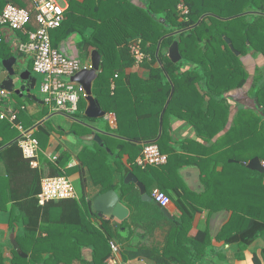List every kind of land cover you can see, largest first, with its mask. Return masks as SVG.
Instances as JSON below:
<instances>
[{
	"label": "crops",
	"instance_id": "obj_1",
	"mask_svg": "<svg viewBox=\"0 0 264 264\" xmlns=\"http://www.w3.org/2000/svg\"><path fill=\"white\" fill-rule=\"evenodd\" d=\"M9 1L21 7L29 9L32 7L30 0H0V13ZM63 1V4L59 3L67 9L70 0ZM27 26L18 30L0 26L4 38L0 47V86L9 77L2 60L10 57H16L17 63L21 64V70H29L30 76L35 79L33 84L30 78L22 80L13 92L2 86L8 91V96L0 98V114L8 113L12 109L17 114L16 122L26 129L33 130L40 143L39 165L32 166L23 155L17 141L20 132L15 123L8 118H0L12 126L10 131H0V264H13L17 250L13 246L12 238L18 242L20 248L21 246L28 248L34 245L36 238L47 236V231L40 227L35 232H28L23 214L27 209L31 211L36 208L35 200L40 192H38L37 172L42 173L43 169L49 172L51 169L49 164L55 165L62 175L70 178L77 193V197L71 199H76L80 203L86 211V219L108 238L109 245L111 240L119 245L120 250L113 254L117 264L156 262L151 257V253H156L157 250L162 253L166 247L170 230V224L163 217L164 207H159L153 199L152 201L143 200L137 183L133 179L126 181L130 172L145 185L150 195L155 188L163 190L164 187L167 192L176 189L179 195L178 202H184L192 213L190 225L184 226L177 236L181 240L183 251L178 248L179 251L175 252L176 246L173 245L169 253L170 256L175 255L182 258L180 263L190 264L191 261L192 264H255L253 255L257 254L261 263L264 264V258L261 255L264 248V237L257 238L244 251L240 250L238 243H227L225 239H219V233L226 228L232 215V209L229 206L237 204L243 198L241 188L243 177L247 174L248 163L254 158L243 163L233 158L238 155V151H235L238 138H232L236 135L231 134L233 131L231 128L235 125L237 116L239 118L246 113L256 114L261 108L256 105L257 100L252 93V86L259 73L263 75L264 82V56L261 54L243 56L249 78L244 86L226 93L223 97V102L229 108V117L227 124L219 133L214 134L213 124L206 136L204 133H199L200 130H197L189 120L180 117L178 112V115L168 119L166 139H160L163 122L162 131L159 125L156 137L160 139L156 143L158 142L161 151L168 154L167 163L142 167L134 161L141 154L145 142L156 138L151 140L133 138L140 135L139 131L141 132L137 124H129L133 121H124L121 131L117 114L101 105L102 101L97 99L94 90L95 82L103 71L102 61L100 73L92 80V95L105 114L90 116L87 110L91 103L87 97L81 98L78 111L74 114L56 110L54 106L45 102V96L41 92L45 76L34 70L32 56L20 49V44L29 39L30 29ZM90 31L91 29L87 30L88 33ZM56 48L69 57L89 64L93 63L94 51H99L94 46L86 45L84 38L77 33L62 39ZM182 68L187 67L182 66ZM148 71L142 63L139 64L135 60L132 66L122 71H115V77H119L118 74L122 72L124 77L133 73L146 77ZM63 79L75 85L80 84L78 80H73L71 77ZM110 79L113 89L116 79L113 77ZM23 84L26 85V90L16 93L15 89ZM126 86L130 89L128 82ZM126 101L127 99L122 102ZM152 106L151 116H147L146 110H143L142 114L140 112V115L136 117L132 115L130 119H141L146 115L147 125L145 127L153 133L155 105ZM159 120L161 124V115ZM263 120L264 118L259 123L260 130ZM48 122H50L49 125ZM38 135L43 138L40 139ZM15 141L17 145L14 150L7 151L6 148ZM42 143L45 144L44 147L41 146ZM131 143L142 147L134 160L132 157L136 151ZM122 150L124 152L120 157L119 153ZM50 153L57 154L58 159L51 160L48 156ZM227 160L229 163H240L227 165ZM224 172L234 173L233 178L231 176L227 180L228 183H222L219 180ZM255 178L258 177L255 176ZM111 189L120 195L122 208L116 214L106 215L95 208L94 202L100 194ZM214 206L217 207L216 210H212ZM158 210L162 213L157 212ZM48 211L47 222L54 216L58 217L62 208L54 202L50 204ZM167 212L169 214H166L171 218L181 215L175 203L169 205ZM66 231L67 234L64 232V240H62L65 248L71 242L72 236L79 237L80 242L84 243L81 247V256L74 258L72 264L93 263L92 244L94 242L97 244L98 241L83 234L82 229L76 235L71 233L69 235L68 230ZM200 232L207 233L205 241L202 240L204 237H200L201 241L195 240L198 239ZM29 233L32 234L30 237ZM30 253H25L27 256L24 257L29 258ZM63 258H69V255H64ZM107 258L104 264H109Z\"/></svg>",
	"mask_w": 264,
	"mask_h": 264
},
{
	"label": "trees",
	"instance_id": "obj_2",
	"mask_svg": "<svg viewBox=\"0 0 264 264\" xmlns=\"http://www.w3.org/2000/svg\"><path fill=\"white\" fill-rule=\"evenodd\" d=\"M181 2L188 7L187 14L181 13ZM29 10L31 20L27 27L33 30L37 28L38 23L32 7ZM203 15L205 16L199 25L183 30L195 25ZM89 29L90 33L87 32ZM74 33L80 34L86 45L98 48L102 55L103 71L95 82L94 92L97 99H101L100 103L105 109L117 114L121 131L124 121H133L129 124L135 123L141 130L138 133L140 135L133 138H156L160 115L173 84L175 90L163 116V132L160 139H166L168 119L178 115V112L180 117L192 122L197 130H200L199 133H204L205 136L213 124L216 135L225 127L229 117V108L223 102V97L226 93L244 86L249 78L242 57L248 54L264 56V0H70L65 11V20L60 27L51 30L53 46L58 47L62 39ZM225 37L232 40L241 55L238 56L231 50ZM161 38L163 40L157 55ZM135 39L140 40L141 49L146 55L142 65L149 70L147 76L140 77L133 73L124 77L122 72L118 74L119 77H115V71H122L134 64L135 59L129 44ZM175 40L179 42L182 54V59L177 63L168 55V49ZM182 66L187 68L183 69ZM111 77L116 79L113 89ZM262 77L259 73L252 86L256 105L261 108L256 114L252 112L253 114H242L239 118L237 116V121L231 128V134L236 135L232 138H238L235 146L238 155L233 158L241 160V163L255 156L264 161V120L262 129H259L260 120L264 118ZM127 82L130 89L126 86ZM152 105H155L153 133L145 127V119L152 115ZM143 110H146L147 116L130 119L132 115L136 117L140 112L142 114ZM11 129L10 123L0 119V131ZM219 143L220 141L216 144ZM16 145L17 142H13L6 148L7 151H13ZM131 146L136 151L132 157L134 160L142 147L134 143H131ZM123 152L124 150L119 153L120 157ZM134 163L137 164L136 161ZM237 163L240 162H226L227 165ZM49 165V172L46 169H43L42 173L37 172L38 192L41 190L42 177L62 175L58 167ZM233 174L224 172L218 179L222 183H228L227 180ZM241 188L243 198L237 204L229 206L232 215L226 228L219 233V239H225L227 243H238L240 250L244 251L257 238L264 237V172L247 167ZM164 189L163 187L171 203L178 206L181 215L171 218L163 211V217L170 224L167 244L162 253L159 250L151 253L156 262H150L187 264L180 263L182 258L170 256L169 253L173 245L176 246L175 252L179 249L183 251L181 240L177 236L184 226L190 225L192 213L184 202H178L176 189L168 192ZM37 199L36 208L25 210L23 219L28 232H35L40 227L47 231V236L36 238L34 245L28 248L21 246L23 252H31L30 257L26 258L15 251L13 264H72L74 258L81 256L84 243L80 242L79 237L72 236L71 242L66 244L65 248L62 241L64 232L67 234L68 230L69 235H76L81 229L83 234L98 241L97 244H92L93 263L89 264H104L110 255L108 238L86 219V211L76 199L52 200L44 205L39 204ZM54 202L61 205L62 211L58 217L54 216L47 222L48 207ZM216 209L214 206L212 210ZM28 235L30 237L32 234ZM206 236V232H200L199 240H195L201 241L204 237L202 240L205 241ZM45 253L49 254L44 255ZM64 255H69V258L64 259ZM262 256L264 258V248ZM56 259L59 261L56 262ZM253 259L255 264H262L257 254L253 255ZM189 263L192 264L191 261Z\"/></svg>",
	"mask_w": 264,
	"mask_h": 264
},
{
	"label": "built area",
	"instance_id": "obj_3",
	"mask_svg": "<svg viewBox=\"0 0 264 264\" xmlns=\"http://www.w3.org/2000/svg\"><path fill=\"white\" fill-rule=\"evenodd\" d=\"M32 11L36 15L38 26L28 31V41L20 44V49L32 56L34 70L45 76L41 86L45 102L51 104L56 110L74 114L78 111L79 101L86 97L84 87L65 81L63 78L72 77L81 70L91 69L90 63H85L77 58L69 57L61 53L52 44L51 30L61 26L65 20L66 8L58 0H30ZM181 13L187 14L188 7L184 3L179 4ZM31 11L25 7L16 5L9 1L0 13V26H8L11 29H24L30 23ZM4 41L3 33L0 30V47ZM140 40L132 41L129 46L132 56L136 62L141 64L146 55L143 53ZM8 91L0 86V98L7 97ZM0 118H8L15 123L20 135L17 139L23 155L31 165H39L40 143L34 135L33 130L26 129L16 122L17 114L11 109L8 113H1ZM51 160H57V154L48 155ZM168 154L161 151L155 141L146 142L136 162L142 167L148 165H162L167 163ZM264 164V161H263ZM77 193L74 184L66 175L44 176L41 179V190L38 194V202L41 205L60 199L76 198ZM152 199L161 207H167L171 199L167 193L155 188L151 194ZM112 254L107 258L109 264H117L114 253L120 250L117 243L110 242Z\"/></svg>",
	"mask_w": 264,
	"mask_h": 264
},
{
	"label": "water",
	"instance_id": "obj_4",
	"mask_svg": "<svg viewBox=\"0 0 264 264\" xmlns=\"http://www.w3.org/2000/svg\"><path fill=\"white\" fill-rule=\"evenodd\" d=\"M204 16L205 15H203L195 25L188 27V28H185L183 30H187V29H190L192 27L199 25V23L204 18ZM235 16H237V15H235ZM235 16H233V17H235ZM233 17H230V18H233ZM172 34H174V33H172ZM162 40H163V38H161V40L159 41V45H158V49H157V55L159 53V49H160V45H161ZM225 40H226L227 44L229 45V47L231 48V50L236 55H238V56L241 55V52L235 48L232 40L229 37H225ZM168 55L171 58V60L175 63L179 62L182 59V54H181L180 48H179V42L177 40H175L170 45V47L168 49ZM92 58H93L92 59L93 60V63H92L93 67L91 69L81 70L78 73H76L75 75H73L71 78L73 80H78L80 82V84L84 87V89L86 90V93H87L86 97L91 103V106L88 108L87 113L90 116H99V115H104L105 113L99 107V104L97 103L94 96L92 95V80H94L97 77V75L100 73V65H101V61H102V55L98 50H95ZM2 63L9 73V77L2 82V86L5 87L6 89H8L10 92H13L14 88L16 86H18V84L22 80H27L30 78V80L32 81V84H33V82H35V79L30 76L31 72L29 70H23V71L21 70V68H20L21 64L17 63L16 57H10V58L4 59V60H2ZM25 90H26V85L23 84V85H20L19 87H17L15 89V92L19 93L21 91L24 92ZM174 90L175 89H174V86L172 84L171 94H170V96H169V98H168V100L164 106V109L161 113V124H160V130L161 131H162L163 116H164L165 110L168 107L169 102H170V100L174 94ZM161 131H160V133H161ZM158 139H159V137L154 139V140H151V141L156 142ZM146 142H150V141H146ZM247 166L251 169H255V170L264 172V164L258 156L252 158ZM129 179H133V181L137 183L138 187L140 188V192H141L143 200L152 201V197L148 193L145 185L143 183H141L140 181H138L137 177L132 172L128 173L126 181H128ZM94 205H95V208L99 212L104 213L106 215L116 214L118 212V210L120 208H122L120 195L114 189L108 190L105 193L100 194L96 198ZM163 211L165 213H168L166 207L163 208ZM12 241H13V246L18 251V253L21 254L22 256H27V254H25L23 252V250L19 247L18 242L14 238H12Z\"/></svg>",
	"mask_w": 264,
	"mask_h": 264
},
{
	"label": "rangeland",
	"instance_id": "obj_5",
	"mask_svg": "<svg viewBox=\"0 0 264 264\" xmlns=\"http://www.w3.org/2000/svg\"><path fill=\"white\" fill-rule=\"evenodd\" d=\"M59 2H60L61 4H63V3H64V1H63V0H59ZM181 3H182V2H181ZM133 41H134V40H133ZM242 60H243V57H242ZM255 61H256V60H255ZM250 67L252 68V65H251ZM251 70H252V69H251ZM39 95H40V96H42V94H40V93H39ZM49 124H50V122H48V125H49ZM38 137H40V139H41V138H43V136H40V135H38ZM41 146H42V147H44V146H45V144H44V143H42V144H41ZM157 212H160V210H158ZM261 255H262V254H261Z\"/></svg>",
	"mask_w": 264,
	"mask_h": 264
}]
</instances>
